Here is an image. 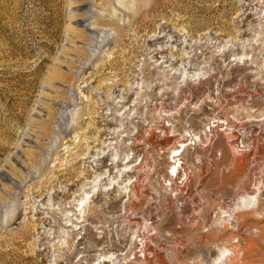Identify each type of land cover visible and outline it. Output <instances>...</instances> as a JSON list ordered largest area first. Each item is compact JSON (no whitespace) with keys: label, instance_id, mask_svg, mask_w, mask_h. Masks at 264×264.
<instances>
[{"label":"rangeland","instance_id":"1","mask_svg":"<svg viewBox=\"0 0 264 264\" xmlns=\"http://www.w3.org/2000/svg\"><path fill=\"white\" fill-rule=\"evenodd\" d=\"M263 6L0 0V264H99L132 251L129 203L156 215L139 228L143 264H213L222 247L223 264H264ZM185 140L169 177L168 154ZM126 155L134 196L101 180L81 229L64 227L78 188Z\"/></svg>","mask_w":264,"mask_h":264},{"label":"bare ground","instance_id":"2","mask_svg":"<svg viewBox=\"0 0 264 264\" xmlns=\"http://www.w3.org/2000/svg\"><path fill=\"white\" fill-rule=\"evenodd\" d=\"M144 1V0H143ZM264 7V6H263ZM112 23V22H111ZM110 23V25H111ZM113 25V24H112ZM115 26V29L117 30V32L119 33L120 35V38H122L123 34H122V29L116 25H113ZM85 31V30H84ZM240 48V46H239ZM233 61H237V62H243L244 60L247 61V58L244 56V54H233ZM251 66V65H250ZM180 69V68H179ZM176 70V68H175ZM199 70V69H198ZM177 71V70H176ZM189 78H192V79H195V77L198 79L200 78V73L199 71H190L189 72ZM219 118V117H218ZM217 124V123H216ZM208 126V125H207ZM222 126L221 125H217L213 128H221ZM237 129V128H236ZM162 131V130H161ZM259 131V130H258ZM162 133H166L165 131H162ZM187 133V132H186ZM114 134V132H113ZM167 134V133H166ZM238 134V133H237ZM176 135V134H175ZM191 135V134H190ZM198 135L199 134H194V136L197 138L198 140ZM243 136V134H239V135H235L234 136V139H233V147H238L239 145L242 144V142L244 141L243 139H240L241 137ZM250 136V135H249ZM248 137V136H247ZM243 138V137H242ZM245 138V137H244ZM262 138V137H261ZM260 138V139H261ZM178 140V138L176 139ZM180 140V139H179ZM183 139H181L182 141ZM192 140V139H191ZM185 142H187V140H185L184 142H180V141H176V147L172 148L171 151L169 152V156L172 154V162H169L168 161V164H170L168 166V170L170 171V173H167L169 175V177H172V176H175V178L178 176L179 174V169H178V165H176V161H180L181 160V156L183 153L187 152L189 147L187 145H185ZM251 143V142H250ZM107 146V145H106ZM136 146V145H135ZM104 147V145H103ZM179 148H183L181 154H179ZM161 150V148H159ZM134 150V148L132 149ZM142 150V149H140ZM137 151H139L137 149ZM136 151V152H137ZM164 151V150H163ZM138 153V152H137ZM163 154V152H162ZM159 155V154H158ZM158 157V156H157ZM184 157V156H183ZM167 159H169V157H167ZM119 161V160H118ZM116 160H111V163L109 165V168L111 169V171L109 169H101V170H97V171H93V174L91 176V186L88 187V184L90 185L89 182L87 183H83L79 188H78V192H81L78 194L79 199L76 200V204H75V207L78 208V209H73V212L74 213H67L65 216H67V218L65 219L66 220V226L64 227H69L70 229H72L71 231H77V230H80L81 227H78L79 224L83 223V218L85 217V214H86V209L90 206V204L93 203V198H94V188L97 186H99V182L101 180H107L108 182L106 183V185L108 186H114L113 183L115 182V179H116V184H119V182L121 184H124L126 185L125 187H121L122 188V193L125 194V193H128L127 197L129 198V194L131 193V195L134 196V193L132 192V190L134 189V185L131 183V181L129 180L128 176L130 173H132V169L135 168V166H133L132 164V159L129 158L128 155L126 156H123L122 159H120V161L118 162ZM119 166V169H115L116 167ZM143 167V165H142ZM181 167H182V164H181ZM138 169V168H137ZM140 172H141V169H139ZM137 170V171H139ZM113 171V172H112ZM134 172H136L134 170ZM133 172V173H134ZM139 173V172H138ZM111 174H113V176L110 178ZM141 175V174H140ZM135 177V176H134ZM182 177V176H180ZM141 178V177H140ZM164 178V177H163ZM165 180V179H164ZM173 180V179H172ZM138 181V174L135 178V182ZM165 182V181H164ZM127 183H131L130 185H128V191H127ZM141 185V184H140ZM119 186V185H117ZM121 186V185H120ZM136 187V186H135ZM114 188V187H113ZM118 188V187H117ZM111 189V188H110ZM101 190V189H100ZM103 190H109V187H107V189H104ZM110 191V190H109ZM124 191V192H123ZM140 192V191H139ZM97 193V192H96ZM133 193V194H132ZM255 198L256 197H251L250 195L247 196H243V197H240L239 198V201L241 204H243L244 206H249V204L251 203H254L255 202ZM138 200V199H137ZM70 204V203H69ZM132 204L129 203L127 204V209L126 207H124V210L125 211V217H123V222L125 223L126 227H127V232L131 234V238L129 239V247L130 248H133V249H137L139 247V244H141L140 246H145V242H140L137 237L140 236V230L139 228L141 227V225L143 226H146V218H150L151 220L153 218L156 217L155 214H140L141 216H138L136 215L137 213V210L136 212H134L132 209H131V206ZM133 208V206H132ZM136 208V207H135ZM134 208V210H135ZM123 210V211H124ZM157 211V210H156ZM72 212V211H71ZM110 213V212H109ZM140 213V212H139ZM81 226V225H80ZM78 228V229H77ZM144 228V227H143ZM142 228V229H143ZM147 228V227H145ZM150 228V227H149ZM148 228V229H149ZM141 229V230H142ZM151 229V228H150ZM123 230V229H122ZM146 230V229H145ZM144 231V230H143ZM154 232V230H152ZM63 232V231H62ZM65 233H68V230L66 229L64 231ZM46 234H49V233H46ZM146 235V234H145ZM76 238V237H75ZM67 239V238H66ZM78 239V238H77ZM80 240V239H79ZM139 243V244H138ZM105 249L108 250V248L106 247H99L97 248V251H104ZM142 250H140L139 252L141 253ZM121 255H124L122 253H120ZM112 255V256H111ZM110 255V259H107L106 257H104V255H98V258H101V257H104L102 258L100 261H99V264H122L123 262H125L126 258H122L121 260H119L118 256H114L113 253ZM119 255V256H121ZM232 253L222 247L220 249H217V255L215 256V258L213 259V264H216V263H220V264H223V262L225 263V261L228 259L229 256H231ZM109 257V256H107ZM115 257V258H114ZM117 263H114L116 262Z\"/></svg>","mask_w":264,"mask_h":264},{"label":"built area","instance_id":"3","mask_svg":"<svg viewBox=\"0 0 264 264\" xmlns=\"http://www.w3.org/2000/svg\"><path fill=\"white\" fill-rule=\"evenodd\" d=\"M137 239L141 243L145 241L144 240L145 237L142 236L141 234H140V236L137 237ZM140 245L141 244H139V247L137 249H133L132 251L113 253V255L118 256L119 260H121L122 258H126L125 262H123L122 264H143L144 260H146V257L150 258L151 254L144 250V246H140ZM140 250H142L141 253L139 252ZM120 253H122L124 255H121ZM119 255H121V256H119ZM114 263H117V261Z\"/></svg>","mask_w":264,"mask_h":264}]
</instances>
